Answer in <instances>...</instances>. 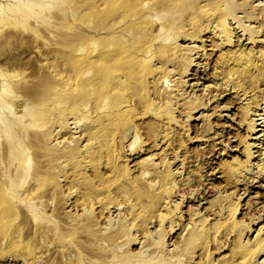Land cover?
Here are the masks:
<instances>
[{"label":"rangeland","instance_id":"rangeland-1","mask_svg":"<svg viewBox=\"0 0 264 264\" xmlns=\"http://www.w3.org/2000/svg\"><path fill=\"white\" fill-rule=\"evenodd\" d=\"M41 1L0 31V264H264V77L228 75L264 0Z\"/></svg>","mask_w":264,"mask_h":264},{"label":"bare ground","instance_id":"bare-ground-1","mask_svg":"<svg viewBox=\"0 0 264 264\" xmlns=\"http://www.w3.org/2000/svg\"><path fill=\"white\" fill-rule=\"evenodd\" d=\"M46 9L44 6V3L41 0H15L13 5L3 6L0 4V31L4 34H6L3 30L7 31V27L11 26H21V25H29V17L35 18L36 22L42 21L43 17V11ZM31 25V24H30ZM0 32V33H1ZM5 36V35H2ZM243 53V52H242ZM239 54L237 57H235L236 60H240V65L236 67H232L230 71H228V75H237V78L234 80L233 86L239 87L241 89H244V81L243 74L246 73L245 69L248 67H254L259 71V76H254L253 80H259L262 76L264 77V52H261V55L258 59H254V55L248 54ZM261 61V63H259ZM243 67V68H240ZM242 74V76H241ZM1 76L4 77V79L7 81V83L4 84V87L2 88V92H5L4 96V102L7 103L6 109L8 110V113L11 115H14L15 120L13 124L8 126L5 124L4 120L2 121V124L4 125L3 132L0 130V141L5 138V136L9 135V128L11 129L12 125L14 124H20L24 129L27 127L28 123H26V117L23 114H19L15 112L14 105L11 100L6 99V97L9 94V92L14 88L15 82H12L11 80H8V77H15L14 75L6 74L5 72L1 73ZM227 77V76H226ZM14 81V80H13ZM230 80H227V84L230 83ZM8 92V95H7ZM245 92V91H244ZM2 96V95H1ZM27 108H24V112H26ZM17 125V126H18ZM19 125V126H20ZM18 126V127H19ZM21 127V126H20ZM30 127V126H29ZM21 128V129H23ZM7 134V135H6ZM9 138V137H7ZM10 141V140H9ZM5 142V141H4ZM11 142V141H10ZM13 145V144H12ZM13 147V146H12ZM12 147H9L12 149ZM13 151V150H12ZM11 151V152H12ZM10 152V151H9ZM16 158V156H15Z\"/></svg>","mask_w":264,"mask_h":264}]
</instances>
